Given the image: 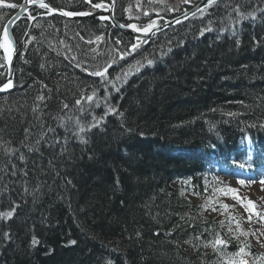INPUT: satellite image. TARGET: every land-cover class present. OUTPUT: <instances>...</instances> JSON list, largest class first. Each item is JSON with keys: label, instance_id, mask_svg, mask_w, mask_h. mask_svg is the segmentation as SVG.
Listing matches in <instances>:
<instances>
[{"label": "trees", "instance_id": "16d2710c", "mask_svg": "<svg viewBox=\"0 0 264 264\" xmlns=\"http://www.w3.org/2000/svg\"><path fill=\"white\" fill-rule=\"evenodd\" d=\"M139 1L116 0L117 19L188 7ZM20 2L0 0V35ZM30 12L13 30V89L0 95V264H264L249 234L216 216L223 202L208 215L193 200L209 196L211 153L263 171L264 0H220L142 41ZM5 72L0 51V82Z\"/></svg>", "mask_w": 264, "mask_h": 264}, {"label": "rangeland", "instance_id": "374dc122", "mask_svg": "<svg viewBox=\"0 0 264 264\" xmlns=\"http://www.w3.org/2000/svg\"><path fill=\"white\" fill-rule=\"evenodd\" d=\"M152 1H155L157 4L159 3L160 5H165L166 7H168L169 11L172 12V11L179 9V7L183 6V4H187L188 7L186 8L183 7L181 9L184 11L187 8H189L190 4L196 3L199 0H194V1L193 0H152ZM141 5H142V2L137 0L134 7L137 10H142ZM99 6L107 7L106 5H103V4ZM208 7H210V5L203 8L202 10ZM202 10H200L199 12H202ZM144 11H145L144 15H146L148 11L147 10H144ZM179 12H177L175 15L179 14ZM156 14H162V10L161 9L156 10ZM155 17L158 18V16H155ZM221 18L222 20L224 19V17H221ZM155 23L156 22L154 20L149 21L145 25V27L142 29L147 28L150 24L154 25ZM136 39L137 41L139 40L138 37H136ZM217 181L218 180H216L215 182ZM225 186H226V189H225ZM213 187H217V189H215L214 191H210L211 187L210 188L208 187L209 189L206 188L209 193L208 198L207 196L205 197L202 195L199 198H196V197L193 198V200L199 199L198 202L206 203L207 206H204L203 209L207 210V211L205 210L204 213L208 215L212 211L211 209L215 208V205L212 204V201L214 203L223 202L224 204H222L223 205L222 209L215 211L216 216L217 215L219 216V217L217 216L218 219H224L226 217L227 219L231 218L232 223L228 224V227H227L228 231L234 235H237L238 237H240L244 233V238H246V234H249L247 238L252 240L251 243L253 245H256L255 246L256 248L262 249L264 253V227H263V222L258 219V217L260 216L264 218V188L259 183H253L250 185H240V184H237V182H235V179L233 178H229L226 181L225 180L218 181L216 183V186H213ZM224 189L227 190V194L220 193L221 190H224ZM249 203L255 206L254 210L251 213L252 219H249L250 212H249V209L246 207V205H248ZM209 205L211 209H209ZM253 219H254V222H252ZM256 221L257 223H255ZM242 259L246 260L247 264L251 263L247 256L243 255L241 257V260ZM219 264H228V263L224 262V263H219Z\"/></svg>", "mask_w": 264, "mask_h": 264}, {"label": "water", "instance_id": "95a60500", "mask_svg": "<svg viewBox=\"0 0 264 264\" xmlns=\"http://www.w3.org/2000/svg\"><path fill=\"white\" fill-rule=\"evenodd\" d=\"M218 0H215V2ZM46 3L45 1H43ZM36 3H40V1H37ZM213 2L212 0H199L196 3L190 4L189 8L186 10L180 12L174 17H170L168 19H165L163 23L160 24L158 28H152L148 32H145L142 29H136L135 30L131 27V25H126L124 23H121L118 21V19L114 16V6H115V0H110V5L107 8H104L103 10H100L99 12H96L95 14L91 15L88 14L86 16L78 15L74 16L75 19H81L85 17H102L104 20L109 22L115 29L120 30L126 34H129L131 36H136L139 39H149L153 35H156L157 33L164 31L166 29L178 26L185 22L190 17L194 16L196 13H198L203 8L211 5ZM48 4V3H46ZM49 5V4H48ZM49 7L53 10L55 14H61L62 11L59 9L49 5ZM29 8L28 0H25L23 3V6L8 19L4 24V29H7L10 36V43L12 47V53H11V62L9 63L8 60H6V79L0 84V94L5 93L9 91L12 87L13 83V77H14V69H15V58H16V45L14 42L13 35L11 33V27L12 25L21 17V15ZM62 15V14H61ZM63 17H67L65 15H62ZM9 81H11V87L4 88V85L7 84Z\"/></svg>", "mask_w": 264, "mask_h": 264}, {"label": "bare ground", "instance_id": "6f19581e", "mask_svg": "<svg viewBox=\"0 0 264 264\" xmlns=\"http://www.w3.org/2000/svg\"><path fill=\"white\" fill-rule=\"evenodd\" d=\"M24 1L25 0H21V2L16 6V7H12L11 8V14L9 15V17L7 18V20L8 19H10V17L11 16H13L22 6H23V3H24ZM37 1H40V0H28V3H29V8L21 15V17L12 25V27H11V33H12V35H13V38H14V42H15V45H16V48H17V50H16V57H17V54H18V50H19V47H18V43H17V41H16V39H15V37H14V34H13V30H14V27H15V25L18 23V21L19 20H21V19H24V18H28L29 20H30V22H32L36 17H38L37 15H33L30 11L32 10V9H34V8H38L39 9V11L41 12V16H56V17H60V18H62V19H65V20H72V21H76V20H84V19H90V18H92V19H95V20H97V21H99V22H107L106 20H104L102 17H85V18H81V19H75V18H73L74 16H78V15H80V13H84V15H82V16H86V15H88V14H91V15H93V14H95L96 12H99L100 10H103L104 8H107L109 5H110V0L108 1V2H106V1H101V2H93L92 0H83L84 1V4L86 5V9L85 10H79V11H72V10H68V9H65V8H63V7H59V6H56V5H54L52 2H50V0H43V1H45L46 3H48L49 5H51V6H53V7H55V8H57V9H59L60 11H62V12H67V11H70V12H73V13H76V15H73V16H67V17H63L61 14H55L54 12H53V10L51 9V11H49L48 9H45V8H41L40 6H39V4L40 3H36ZM218 1H220V0H218ZM218 1H216V2H218ZM106 5L107 7H97V5ZM115 5H116V0H115ZM183 11V10H182ZM182 11H180V12H182ZM179 12V13H180ZM150 14H151V12H149ZM155 14H156V12H155ZM134 15V14H133ZM114 16H115V6H114ZM156 16H158V18H156L155 16H152V17H150V18H147V19H144V21H130V22H128V23H124V22H122V21H120L119 19H118V21L119 22H121V23H124V24H126V25H135L136 26V29H142V28H144L145 27V25L149 22V21H152V20H154L156 23L154 24V26L152 27V28H158L159 26H160V24L161 23H163L164 22V20L165 19H168V18H170V17H174V16H176V15H174V16H165L163 13L162 14H156ZM116 17V16H115ZM117 18V17H116ZM6 20V21H7ZM5 21V22H6ZM29 22V23H30ZM107 23H109V22H107ZM5 24V23H4ZM110 24V23H109ZM111 25V24H110ZM112 26V25H111ZM113 27V26H112ZM114 28V27H113ZM151 28V29H152ZM115 29V28H114ZM3 30H4V25H3V28H2V32H1V41L3 40ZM117 30V29H116ZM142 30H144V29H142ZM167 30V29H166ZM117 31H120V30H117ZM165 31V30H164ZM120 32H122V31H120ZM161 32H163V31H161ZM161 32H159V33H161ZM122 33H124V32H122ZM159 33H157V34H159ZM124 34H126V33H124ZM156 34V35H157ZM126 35H129V34H126ZM129 36H131V35H129ZM153 36H155V35H153ZM152 36V37H153ZM134 38H136V36H133ZM152 37H150V38H152ZM149 38V39H150ZM142 40H146V39H139L138 41H142ZM0 51H1V53H2V55H3V59H4V65H6V58H5V56H6V54H5V52H4V50H3V48L2 47H0ZM15 65H16V58H15ZM5 71H6V67H5ZM14 73H15V69H14ZM6 79V72H5V76H4V78H3V80L0 82V84L4 81ZM13 84H14V77H13V83H12V87H11V89L9 90V91H11L12 89H13ZM9 91H7V92H5V93H8ZM5 93H2V94H5ZM2 94H0V95H2Z\"/></svg>", "mask_w": 264, "mask_h": 264}, {"label": "snow or ice", "instance_id": "6c2138e0", "mask_svg": "<svg viewBox=\"0 0 264 264\" xmlns=\"http://www.w3.org/2000/svg\"><path fill=\"white\" fill-rule=\"evenodd\" d=\"M212 2L214 3L215 0H212ZM39 6H40L41 8H45V9H48L49 11H51V9L49 8V5L46 4V3H44L43 0H40V4H39ZM8 7H15V5H8ZM97 7H99V5H97ZM202 11H203V10H202ZM61 14H62V15H65V16H73V15H76V13H73V12H70V11L62 12ZM80 15H84V13H80ZM146 15H147V13H146ZM153 26H154L153 24H150L147 28L144 29V31H145V32H148ZM131 27H132L134 30H135V28H136L135 25H132ZM0 47L3 48V50H4L5 54H6L5 58H6V59L9 61V63H10V62H11L12 47H11V43H10L9 32H8L7 29H4V30H3V40L0 41ZM134 47H135V46H134ZM149 63H151V61H149ZM107 70H108V69L105 68L103 71H96V72H94V73H92V74L95 75V76H99V77L103 78L104 75H105V73H107ZM8 87H11V81H9L7 84L4 85V88H8ZM41 99H42V98H41ZM88 99L91 100V97H88ZM76 103H77V104H80V101L77 100ZM64 107L67 108L68 105H64ZM81 131H84V129L81 128ZM21 159H23V157H21ZM240 183L243 184L244 181H240ZM234 198H235V197H234ZM246 207L249 209V212H250V217H249V219H251V213H252V211L254 210L255 206H254L253 204L249 203L248 205H246ZM2 215H3L5 218H7V217H11V216H12V212L9 211V212H7V213H3ZM223 243H224L223 240L217 238V239L215 240V242H214V246H215V245H221V244H223ZM243 253H244V249L242 248V249H240V252H238L236 255L239 256V255H241V254H243ZM232 264H237V262H236V261H233ZM238 264H247V261L242 259V260H240V261L238 262Z\"/></svg>", "mask_w": 264, "mask_h": 264}]
</instances>
